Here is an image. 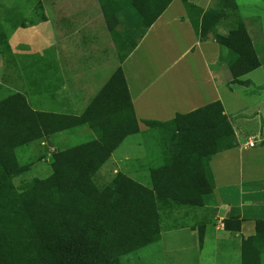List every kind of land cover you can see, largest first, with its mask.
<instances>
[{"label": "trees", "instance_id": "1", "mask_svg": "<svg viewBox=\"0 0 264 264\" xmlns=\"http://www.w3.org/2000/svg\"><path fill=\"white\" fill-rule=\"evenodd\" d=\"M170 1L162 0L145 20L149 12L140 6L142 0H125V7L133 8L132 15H140L147 29ZM181 2L195 34L215 40L224 50L220 58L228 65L232 83L241 84L242 75L260 66L235 0H212L206 9ZM100 3L122 61L137 42H127L126 27L123 34L113 20L121 1ZM143 123L158 128L168 143L165 163L150 170L151 187L122 173L99 187L94 182L99 168L127 136L139 131L120 68L80 116L34 111L19 92L0 100V264H121V256L161 239L160 210L212 205L214 181L208 161L237 146L221 103L177 114L170 121ZM83 125L95 138L56 152L50 175L21 190L14 188L12 178L29 167L18 162L15 148ZM195 161L198 170L186 164ZM236 217L232 209L225 229L239 230ZM203 232L199 228L200 242ZM262 253L264 220H258L256 234L242 242L241 264H261Z\"/></svg>", "mask_w": 264, "mask_h": 264}, {"label": "crops", "instance_id": "2", "mask_svg": "<svg viewBox=\"0 0 264 264\" xmlns=\"http://www.w3.org/2000/svg\"><path fill=\"white\" fill-rule=\"evenodd\" d=\"M39 1L37 10L41 8L42 19L51 18V7L56 4L52 0ZM189 1L206 9L212 0ZM161 2L142 0L140 6L147 8L149 13L146 15L150 16L160 8ZM235 2L258 56L255 36L260 35V30L255 32V28L246 24L239 12L240 2ZM120 6L113 20L125 34V19L129 18L127 13L130 16L132 13L125 11V0H121ZM56 13L54 15H58V20L53 24L57 36L56 49L44 54L39 71L27 68L31 77L25 96L34 111L80 116L119 68L138 122L137 135L142 137L150 136L151 128L143 123L145 120L166 122L177 114L190 113L214 102L221 103L234 130L237 146L212 155L208 161L214 181V202L212 205L169 208L168 216L173 226L178 228L176 230L185 229L189 232L199 253L203 252L208 242H213L216 264H241L242 242L254 236L256 222L264 220V99L228 112L225 104L226 87L235 83L231 82L227 63L220 58L224 50L215 40H201L195 34L181 0L170 1L149 27L142 31L134 49L122 61L100 0H57ZM29 25L27 20L24 25L15 28ZM137 25L142 26V23L138 20ZM9 51L15 58L10 46ZM122 52L125 53V40ZM252 71L242 75L239 78L242 83L236 84L240 87L250 86V80H243V77ZM47 107L54 109L48 110ZM247 112H252L251 117ZM251 121L257 124L252 130L248 126ZM83 128L84 125L75 129ZM86 135L90 139L95 138L91 130ZM45 139L46 136L37 140V144H44ZM253 139H256L257 145L250 148L248 142ZM140 158L134 157L137 165L125 171L126 176L137 182H141L138 178L142 177L141 171L145 165L140 162ZM127 159L130 160V157ZM107 161L99 170L104 168ZM186 164L194 168L198 162ZM200 164L203 166L202 156ZM194 169L198 170L197 167ZM133 173L136 176L134 178L131 175ZM230 185L234 186V200L229 195L224 199L220 193L221 187L228 189ZM232 209L239 220V230L225 229V220ZM201 227L204 232L199 245L198 231ZM263 260L264 253L261 254V263Z\"/></svg>", "mask_w": 264, "mask_h": 264}, {"label": "rangeland", "instance_id": "3", "mask_svg": "<svg viewBox=\"0 0 264 264\" xmlns=\"http://www.w3.org/2000/svg\"><path fill=\"white\" fill-rule=\"evenodd\" d=\"M52 1L56 4L51 7L54 15L57 10V0ZM238 1L240 2L239 12L244 17L246 24L255 28V32L260 30V35L255 36V47L262 66L243 77V80H250V86L240 87L235 83L226 87L225 104L228 112L243 109L264 99V1ZM32 6L33 8L30 9ZM39 7L40 1L38 2V0H0V100L17 92L25 96L26 88L30 87H28V79L31 77L30 73H27L30 72L27 68L39 71L44 54L56 49L57 36L53 24L58 20V15L56 17V13L54 16L51 15V18L42 19L41 8L37 10ZM126 10L128 7H125ZM130 12L134 13V9L130 8ZM128 15L129 18L125 19L127 21L125 27L130 36L127 42L136 43L144 30L142 26L137 25V21L141 20V17L134 14L130 16L127 13ZM145 19L146 14L144 15ZM27 20L30 22L29 26L15 28L17 25H24ZM9 46L15 54V58L12 57ZM46 109L53 110L54 107ZM247 114L251 117L252 112H247ZM248 126L252 130L256 128L257 124L255 121H251ZM71 130L46 136L43 141L45 143L42 145L33 141L15 148L18 162L29 166L25 173L12 178L16 190H21L27 183L35 179H44L50 175L56 152L91 140L86 135L90 130L87 125H84L83 129L73 128ZM149 135L142 137L136 133L127 136L113 151L104 168L97 172L94 177L96 185L105 186L116 173L125 175L127 168L137 165L133 158L141 157L140 162L145 165L144 170L141 171L142 177L138 178L141 181L139 183L151 187L150 170L165 162L168 143L163 139L158 128H151ZM127 157H130V160ZM131 175L133 178L136 177L135 173ZM134 181L136 180L134 179ZM227 188L221 187L220 193L224 199L229 195L231 200H234V186L230 185ZM168 212L169 208L159 211L161 231H163L161 239L135 252L121 256V264H216L213 242H208L203 252L199 253L193 237L185 229L176 230L178 228L173 226V222H170ZM172 226L173 228H170ZM199 245H201L200 241ZM261 264H264V260Z\"/></svg>", "mask_w": 264, "mask_h": 264}, {"label": "built area", "instance_id": "4", "mask_svg": "<svg viewBox=\"0 0 264 264\" xmlns=\"http://www.w3.org/2000/svg\"><path fill=\"white\" fill-rule=\"evenodd\" d=\"M256 145H257L256 139L250 140V141L248 142V146H249L250 148H253V147H255Z\"/></svg>", "mask_w": 264, "mask_h": 264}]
</instances>
